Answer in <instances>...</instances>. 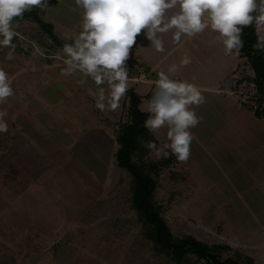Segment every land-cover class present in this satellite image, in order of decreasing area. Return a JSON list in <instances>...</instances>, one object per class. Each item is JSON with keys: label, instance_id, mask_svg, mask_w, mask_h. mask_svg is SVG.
I'll return each instance as SVG.
<instances>
[{"label": "rangeland", "instance_id": "rangeland-1", "mask_svg": "<svg viewBox=\"0 0 264 264\" xmlns=\"http://www.w3.org/2000/svg\"><path fill=\"white\" fill-rule=\"evenodd\" d=\"M126 1L0 0L36 3L66 43L60 49L33 21L0 25V264H175L146 234L131 206L132 176L115 159L128 120L120 83L141 95L166 86L141 108L156 110L150 160L176 156L155 194L172 232L264 245L255 73L216 37L230 35L219 18L239 0H151L135 36ZM260 22L264 40V12ZM229 63L222 86L204 83Z\"/></svg>", "mask_w": 264, "mask_h": 264}, {"label": "trees", "instance_id": "trees-1", "mask_svg": "<svg viewBox=\"0 0 264 264\" xmlns=\"http://www.w3.org/2000/svg\"><path fill=\"white\" fill-rule=\"evenodd\" d=\"M151 0H127L126 3L133 11V35L138 29V20L141 10L150 5ZM264 12V0H239L235 13L227 16V27L230 35L225 37L229 46L238 54L247 58V62L255 73L253 81L256 85L257 108L251 107L257 118L264 117V40L260 36L259 22ZM25 21L36 22L58 47L66 50V43L60 40L54 32V25L43 19L36 3H26L21 9L10 4L0 6V25L10 26ZM76 62L89 68V60L76 54ZM119 70L120 68L117 67ZM121 74V73H120ZM239 78L237 82L243 83ZM126 92L128 106L126 107L128 120L120 123L116 139L118 148L115 159L119 168L132 176L130 184L131 206L143 223L146 234L156 244L159 254L166 255L175 261V264H243L232 255L223 258V252L231 249L227 243L209 245L193 235L176 236L167 221L162 216L161 206L155 200L158 187L157 177L162 168L168 167L176 156L168 153L161 160L151 161L149 153L159 146L149 124L156 112L154 108H141L145 99L162 98L166 86H162L153 93L141 95L134 89H129L120 83ZM148 157V158H147ZM149 159V160H148ZM121 182V181H120ZM123 182V180H122Z\"/></svg>", "mask_w": 264, "mask_h": 264}, {"label": "crops", "instance_id": "crops-1", "mask_svg": "<svg viewBox=\"0 0 264 264\" xmlns=\"http://www.w3.org/2000/svg\"><path fill=\"white\" fill-rule=\"evenodd\" d=\"M212 11L214 12V10H212ZM217 13L218 12H216V15L211 16L212 23H215V21L217 19ZM141 16H142V13H141ZM141 16H140V18H141ZM219 17H221V15ZM226 17H227L226 15L222 16L221 19L219 18V21L220 20L221 21L225 20V22H226V20H227ZM140 18H139V20H140ZM260 23L261 22H259V24ZM139 29H140V24L138 23L137 32L139 31ZM194 29L197 30V27L195 26ZM226 36H227V32L223 31V30H222V32H220V35L219 34L216 35V37H219L218 38L219 39V43L221 41H223ZM227 47H228V45H226V48ZM225 50H227V49L221 48L220 53H222V51L224 52ZM138 55H141V54H138ZM228 66L229 67L231 66L230 63L226 64V66L224 68H222V69H220L218 71V73L216 74V76L213 79L214 82L204 81V83H209V85H211V86H213L215 88L220 86V85L222 86V82H225L229 78L228 73H230L231 70H227L229 68ZM231 82H232V77H231V79L229 80L228 83H231ZM214 89H212V90L215 91ZM253 115H254V113H253ZM258 119L260 120L261 118H258ZM262 196H263V203H264V193H262ZM247 219L248 220H254L253 217L249 218V215L247 216ZM255 220H256L255 224L257 226H259V223H260L262 228H264V208H262V211L256 215ZM227 244L229 246H231V248L233 249V252H234V255L232 254L233 258L235 257L234 259L242 262L243 264H264V245H261L259 243L256 244V245L255 244H251L250 242L245 241V240H243V242H235V241L231 242V241H229Z\"/></svg>", "mask_w": 264, "mask_h": 264}, {"label": "built area", "instance_id": "built-area-1", "mask_svg": "<svg viewBox=\"0 0 264 264\" xmlns=\"http://www.w3.org/2000/svg\"><path fill=\"white\" fill-rule=\"evenodd\" d=\"M258 104H259V103H258ZM258 104H257V105H255L254 107H255V108H257Z\"/></svg>", "mask_w": 264, "mask_h": 264}]
</instances>
